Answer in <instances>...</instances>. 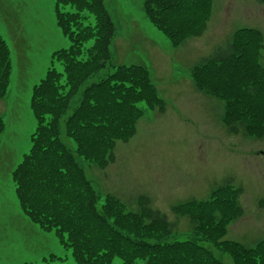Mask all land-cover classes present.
<instances>
[{"label":"rangeland","instance_id":"374dc122","mask_svg":"<svg viewBox=\"0 0 264 264\" xmlns=\"http://www.w3.org/2000/svg\"><path fill=\"white\" fill-rule=\"evenodd\" d=\"M92 2L112 24L109 52L92 49L87 41L79 65L72 64L69 78L44 87L39 106L49 120L58 109L52 134L95 192L93 209L85 208L83 197L75 207L84 221L81 231L92 234L89 247L105 250L106 264H124L134 257L146 264H264V0H69L72 16L84 6L83 17L91 20ZM55 8L56 0H0V264H46L41 263L43 256L68 257L64 235L56 227L45 231L27 222L10 183L37 124L29 93L44 76L51 53L68 46L56 26ZM161 35L174 42V51ZM229 49L230 61L213 63ZM201 64L207 65L202 72L206 78L192 82L187 73ZM85 74L89 78L75 86ZM111 75L128 78H121L124 86L133 77L147 79L150 88L135 87L147 99L154 91L163 92L159 97L167 111L153 109L137 120L128 141L97 150L96 132L82 136L77 124L69 122L80 108L93 116L95 98L86 92L108 84ZM49 158L55 166L61 163ZM224 184L241 190L237 203L226 192L210 203L209 191ZM36 189L48 198L46 203L36 198L37 209L55 212L52 189ZM100 192L116 205L103 207ZM144 198L176 224L172 234L138 221ZM102 225L116 231L123 243L100 241L112 232ZM139 239L145 248L156 247L151 253L132 254L116 249ZM72 255V264H97L87 263L82 251L75 249Z\"/></svg>","mask_w":264,"mask_h":264},{"label":"trees","instance_id":"16d2710c","mask_svg":"<svg viewBox=\"0 0 264 264\" xmlns=\"http://www.w3.org/2000/svg\"><path fill=\"white\" fill-rule=\"evenodd\" d=\"M85 8L86 7L84 6L81 7V9ZM90 8H92L91 20L87 17L80 21L73 18L66 24V35L72 43V47H74L71 52L72 55L67 58L65 63L66 69L69 72L71 68H73V63L76 64L75 66L79 65L80 61H78L77 57L80 52L83 51L84 46L87 45V41L88 44L92 43V49L98 50L102 47L105 52L107 51V46L113 37L112 24L104 9L98 7L96 2H92ZM88 21L92 23V25H88L87 27L81 25V22ZM228 58H230V53L221 56V58H216L217 61L214 60V62L221 64L227 62ZM200 71H203V68H201ZM51 73L53 72H50L48 75ZM89 76L90 74H85L74 85H79L88 79ZM120 81L121 79L112 88L107 89L104 88L107 87L108 84H97L90 92H86L87 95H92L95 98L93 116H91L86 109L80 108V110L74 115L73 119L69 122V124H77V130L83 132L82 136L87 134V132L94 130L98 138H100L98 139L100 142L96 145V149L102 147L103 144L110 147L115 141L125 142L135 132V121L132 116L134 110L132 109V105L127 103L126 97L128 95L138 96V94H134L139 88H136V85L139 86V84H142L143 87L148 88H150V86L147 82L148 80L144 78L142 80L141 76H138V78L133 77L129 83L130 86L126 87H124V83H120ZM45 90L44 87L39 86L34 91L31 107L37 117L38 126L34 138L32 139L30 150L22 156V160L13 172L14 181L17 184L19 183L22 191V201L29 211L26 216L36 224L43 222L46 225L56 227L58 229V234L64 235V238H61V240L64 241L68 247L73 249V253L75 249L78 251H84V255H89L87 259L90 263L96 262L97 264H106V262L102 260V257H104L102 254L107 253L105 250H96L90 255V247L88 244L93 242L91 241L92 234L81 231L80 226L83 225L84 221L82 217L80 218L77 215L75 208L77 202H80L81 197H83L84 206L89 210L88 208H91L92 206L95 192L91 190L89 182L84 179L82 172L75 166L70 154L67 153L64 148L58 146V139L52 134L54 112L58 109L53 111V117H51L50 120L39 109V106L44 99ZM112 110H114V119H109ZM72 131L74 134L80 132L76 131L75 133V130ZM84 142L87 144L89 143V140H84ZM77 146L79 150L78 143ZM52 155L61 161L59 166H55L56 162L49 158L50 156L52 157ZM80 156L85 157L83 154H80ZM43 159L44 161H42ZM64 164H69L70 167L64 166ZM43 186L51 188L54 193V203L57 204V208L55 212L51 214L41 213L36 207V198L39 201V199L43 197V201L45 203L48 202V198L43 196V194L36 189L44 188ZM83 190L84 194L82 193ZM98 198L101 201H104V204L102 205L103 207L108 204L116 205L117 203H114L110 197L102 198L99 196ZM102 218L103 217L101 216V219ZM138 218L139 222H145L150 227L159 226L163 230H166L165 235L173 233L172 227L175 226V223H168L165 215L152 210L146 199L141 204L140 209H138ZM99 224L105 225V222L101 221ZM104 225L102 226L106 232H108V230L112 232L105 237L102 236L100 241L111 246V243H115L116 241L123 243L122 238L116 231L110 226L105 227ZM195 225H197V223ZM22 230L25 232V226L21 231ZM133 238H136V236H133ZM144 242L145 241H140L139 239L138 242L132 241V243L126 248L116 249L117 251L120 250L122 254L127 252L132 254L142 250H145L146 253L147 251H149L148 253H151L156 246L148 245L150 247L145 248L143 246ZM167 248H173V246L168 245ZM134 258L136 261L133 260L131 262H125L124 264H144L138 260L137 257Z\"/></svg>","mask_w":264,"mask_h":264},{"label":"bare ground","instance_id":"6f19581e","mask_svg":"<svg viewBox=\"0 0 264 264\" xmlns=\"http://www.w3.org/2000/svg\"><path fill=\"white\" fill-rule=\"evenodd\" d=\"M129 16H131V15H129Z\"/></svg>","mask_w":264,"mask_h":264}]
</instances>
